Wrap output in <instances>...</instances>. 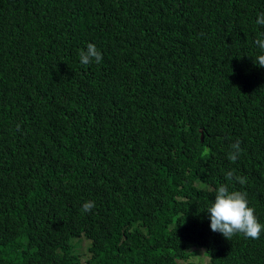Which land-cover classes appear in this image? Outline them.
I'll use <instances>...</instances> for the list:
<instances>
[{"label":"trees","instance_id":"1","mask_svg":"<svg viewBox=\"0 0 264 264\" xmlns=\"http://www.w3.org/2000/svg\"><path fill=\"white\" fill-rule=\"evenodd\" d=\"M260 12L264 0H0V264H264V232L228 240L206 210L229 184L264 225ZM88 43L103 59L84 67Z\"/></svg>","mask_w":264,"mask_h":264},{"label":"clouds","instance_id":"2","mask_svg":"<svg viewBox=\"0 0 264 264\" xmlns=\"http://www.w3.org/2000/svg\"><path fill=\"white\" fill-rule=\"evenodd\" d=\"M255 23L264 27V12L257 15ZM260 50V54L253 57V63L259 67H264V33H261L254 41ZM102 53L94 43H88L86 50L79 52V63L88 67L95 63L102 62ZM20 125L17 124L19 130ZM227 158L235 163L243 153L240 141H236L229 146ZM225 179L231 183H239L244 186L247 184V177L236 175L235 170L230 169L224 173ZM215 199L207 208L210 218V228L213 232H218L228 240L235 235H242L247 239H259L264 232V225L258 222L254 215V209L249 206L247 192L229 189V184H220L214 189ZM95 207L94 201H85L82 205V212L89 213Z\"/></svg>","mask_w":264,"mask_h":264},{"label":"rangeland","instance_id":"3","mask_svg":"<svg viewBox=\"0 0 264 264\" xmlns=\"http://www.w3.org/2000/svg\"><path fill=\"white\" fill-rule=\"evenodd\" d=\"M76 248H77V251H79V258H80V261L83 262V259L86 257V254H85V242L83 240H78L76 241ZM199 256L201 257V261L205 262L207 259L205 256H202V254H199Z\"/></svg>","mask_w":264,"mask_h":264}]
</instances>
